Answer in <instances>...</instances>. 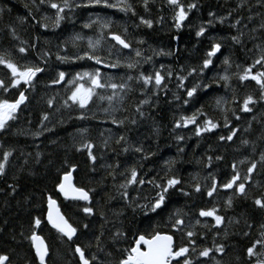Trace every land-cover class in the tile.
<instances>
[{
  "label": "trees",
  "instance_id": "obj_1",
  "mask_svg": "<svg viewBox=\"0 0 264 264\" xmlns=\"http://www.w3.org/2000/svg\"><path fill=\"white\" fill-rule=\"evenodd\" d=\"M36 2L39 3V0ZM76 2L83 3L86 0H76ZM110 2H115V0H110ZM131 2L136 5L137 16L99 6L78 8L71 13L66 10V19L61 22L58 28L50 26L48 29H44L31 18L29 10L31 9L36 20H41L45 13L53 16L54 9L45 5L37 12L32 7V0H0V7L11 9L10 12L5 11L3 18L0 19V29H4L2 36L4 45L10 46L12 43H17L11 41L5 27L11 24L17 28L20 38L28 41L29 44L35 42V38L39 37L36 49L30 51L28 55L29 61L45 67L40 63L36 53L41 51L52 53L46 71L40 74L34 89L25 93L29 99L25 105L21 106L18 118L10 122L8 131L0 133V142L5 146L4 149H0V152L8 148L15 149L10 158L7 175L0 177V254H8L11 264H23L21 257H32L34 250L25 237L30 234L31 223L37 216L41 218L42 224L36 231L45 238L49 246V263L66 264L70 260L71 264H78L76 262L78 258L73 253L74 244L68 242L66 238L62 242L58 238L56 230L52 229L45 219L48 195L58 199L69 222L79 229V240H76V243L83 247L86 243L91 242L93 244L91 252H97L95 237L100 234L101 226H103L104 235L101 240L106 251L111 252L112 255L106 257L104 253L99 252L97 255L101 260H110L112 264H117L121 259V249L132 246V238L137 230L142 231L149 223H159L162 230L167 231L168 229L163 225L169 214L176 208L188 212L194 220L198 218L199 208H211L214 205L219 207V214L225 216V224L220 226L221 235L216 237V242L223 243L226 250L223 256L216 254L214 259L221 260L222 264H245L246 248L259 237V226L264 224V210L253 204L254 197L264 195V170L259 166L256 173L253 174V180L250 181L248 198H234L232 208L227 210L224 203L227 196L232 194L230 190H221L215 198H208L206 195L195 193L192 185L195 183L203 185L204 178L210 172L214 173L218 180L229 178L230 165L234 161L238 162L245 157L258 160L260 151L264 150V142H257L256 153L253 154L251 144L243 145L241 140L255 141L259 136L261 124L256 121H253L251 132H244L243 129L248 126L247 122L252 119L253 115L264 120V117L260 116L261 113H264V104L257 106L253 113L242 115L239 122L232 119L229 113L232 124L241 129L233 141L219 140L221 135L225 137L229 135L228 129L223 126L211 133L197 136L194 125L175 128V124L180 121L181 116H190L201 107L209 117L221 120L222 114L216 109L214 98L227 95L230 100L231 94L225 89L223 82L213 83V79L224 74L226 66L223 64V60L225 57L230 58L232 66L228 70V74L232 77L231 84L236 88L240 101L242 102L243 97L249 93L258 95V86L255 82H244V86H241L235 74L242 73L243 69L251 65L253 60L258 57L259 50L255 45L264 46V29H260L261 23H264V0H182L185 5L195 3L197 7L189 12L188 18L179 29L175 26L174 9L168 6L166 0L150 2V11L148 12L144 11L141 0H131ZM26 4L29 6L28 8L25 7ZM241 4L243 7H240ZM210 13H214L215 16ZM97 16L110 18L113 21L112 31L122 32V28L127 27L132 38L144 41L141 45L134 43L133 46L139 47L144 55L152 56V61L142 67L145 74L153 72V66L155 70H160V65H164L162 74L168 69L172 70V77L170 79L166 77L165 80L167 94L161 91L158 97L153 96L151 86H148L147 95L151 98L152 105L144 106V111L150 113V116L145 119L136 116L133 109L135 103L145 98L140 94V89L143 86L136 81L131 82L133 91L129 93L123 106L128 111L125 112L121 109L115 113V116L117 119L136 118L138 120L136 125H131L127 121L124 126L113 125L111 118L94 105L90 106L91 110L87 113L90 117L88 120H78L76 117L80 115V110L76 106L70 109L61 107L63 98H66L64 89L59 85L50 86V81L56 77L58 71L74 72L92 67L91 63L87 61H79L75 64L61 63L56 60L55 54L59 51L60 55L73 56L77 52V47L71 43L67 45L64 43L74 33L95 37L98 27L94 25L93 28L87 29L83 25L88 23L90 18L95 19ZM139 16L153 20V26L148 28L140 24ZM160 17L163 19L161 20ZM220 17L225 18L223 23L219 22ZM18 18H27V22L21 24ZM237 20L241 21L239 25L236 24ZM209 21H212L211 25H209ZM42 22L52 24V21ZM137 25L139 26L137 27ZM201 26L206 27V32L204 36L198 37L196 33ZM253 29H257V31H253ZM238 32L244 33L240 44H236L230 39L231 36L238 35ZM213 37L217 39L213 41ZM250 37H255V39ZM219 38H223V40ZM213 42L222 43V54L219 53L213 57V65L204 70L203 75L188 77L184 81V87H178L177 76L186 75L191 68L199 70ZM78 47L82 52L86 44L78 42ZM104 47L106 48L107 44ZM153 52L157 54L153 55ZM123 55H128V51L125 50ZM16 58L20 63H24L19 56ZM237 65L240 67L237 68ZM181 68L184 71H181ZM258 70L264 71L259 66L253 69L254 72ZM111 72L113 75L125 74L124 69L111 70ZM8 74V71L0 66V77L7 79ZM132 74L136 75V72ZM197 83L212 84V87L198 89L196 97L190 100L188 105H183L186 89ZM106 94H110V92ZM17 96L16 90L6 94L0 92V98L14 100ZM52 96H55L56 100L54 105L49 108L46 101ZM176 96H179L180 100H176ZM107 106L106 103L102 105V107ZM44 113L49 114V121L45 124L51 131H46L37 138L33 134L39 129ZM93 113H95L94 118H92ZM237 114H239L238 105ZM61 120L63 123H60ZM81 128L89 129L87 138L98 145L94 149V154L97 155L94 172L91 170L93 165L86 152H77L73 146L74 143L78 144L82 139L77 134V129ZM119 135H126L134 145L142 144L145 152L154 153V155H150L148 160H141L140 154L120 153L122 145L115 143V139ZM109 136L112 137L110 147L107 149L99 147L101 142ZM178 136H183L184 140L178 141L176 139ZM113 148L116 149V153L112 152ZM178 149H183V151ZM38 152L41 154L39 158H37ZM208 156L213 157L211 167L206 166ZM216 156H222L223 160L217 161ZM117 160L121 164V167L116 169L117 173L123 171L125 167L135 165L142 174L147 173L146 180L154 177L157 183L162 184L167 178L174 175L182 183L177 186L176 190H170V197L164 209L158 210V213H148L145 216L135 204L129 206V200H136L139 196L137 203H147L145 198L154 197L156 189L148 184L136 185L134 186L135 190L133 188L128 190V199L122 198L114 185L124 183L125 177L117 174L114 180L109 174L111 170L105 167L108 164L114 165ZM169 160L175 161L171 171L166 164ZM65 161L68 165H77V171L73 173L78 187H84L86 190L95 189V192L91 193L90 205L85 201L66 200L59 195L57 184L62 179L64 171L67 170ZM248 166H250L248 162L243 165L237 164L241 175L245 173ZM197 174L199 179L194 180L193 177ZM257 181H259V186L256 184ZM10 185H16L15 193L12 192ZM180 187H183L184 191L190 192L191 195H182L179 191ZM109 196L113 199L110 200ZM87 206L93 207L94 215L83 212V208ZM101 212L104 214L103 216H101ZM230 218L232 223L229 224ZM200 219L202 223L206 220L210 225L214 224L212 218ZM246 221L253 225L249 236L244 235L249 231ZM83 224H88L89 228L82 229ZM225 228L228 232L226 239L224 238ZM117 229L127 233L128 239L117 240L113 243L112 236ZM198 231L205 232L207 235L206 240L198 241V243H201L202 246L212 247L213 236L217 229L208 230L198 227ZM21 232H23V236ZM214 259L202 258L207 261V264H214Z\"/></svg>",
  "mask_w": 264,
  "mask_h": 264
},
{
  "label": "snow or ice",
  "instance_id": "obj_2",
  "mask_svg": "<svg viewBox=\"0 0 264 264\" xmlns=\"http://www.w3.org/2000/svg\"><path fill=\"white\" fill-rule=\"evenodd\" d=\"M150 2H154V0H141L145 12L150 11ZM166 2L168 6L174 9L173 18L177 29H179L188 18L189 12L197 7L195 3L185 5L182 3V0H166ZM45 5L55 10L53 16H49L45 13L41 17V20H36L31 9L29 10L31 18L44 29H48L50 26L58 28L61 22L66 19V10L68 13H71L74 9L78 8H95L99 6L101 8L117 9L119 12L131 14L132 16L138 15L136 5L133 4L131 0H115V2H110V0H86V2L83 3H77L76 0H59V2H56V0H39V3H37L36 0H32V7L35 8L37 12ZM25 7L28 8L29 6L26 4ZM240 7H243V4H241ZM5 11L10 12L11 9L0 7V19L3 18ZM210 15L215 16L214 13H210ZM18 19L21 24L27 22V18ZM160 19L162 20L163 17H160ZM224 19V17H220L219 22L223 23ZM249 19H251V17H249ZM139 20L140 24L148 28L153 26V20L151 19L139 16ZM42 21H52V24L49 25V23ZM240 23V20L236 21L237 25ZM211 24L212 21H209V25ZM94 25L98 27V32L95 37H86L82 33H74L64 42L65 45L71 43L74 47H77V52L73 56L60 55L59 51L55 54L56 60L61 63L75 64L79 61H87L91 63L92 67L83 68L80 71L74 72L58 71L56 77L50 81V86L59 85L64 89L66 98H63L61 107L70 109L76 106L80 110V115L76 117L78 120H88L90 117L87 113L91 110L90 106L94 105L99 107L101 111L111 118V123L113 125L124 126L126 121L131 125H136L138 123L136 118L125 117L124 119H117L115 116V113L121 109L125 112L128 111V109L123 106L128 99L129 93L133 91L131 82L136 81L143 86L140 89V94L145 98L135 103L133 109L136 116L145 119L150 116V113L144 111V106L152 105V100L147 95L149 90L148 86H151L153 96L158 97L161 91L167 94L165 80L166 77L169 79L172 77V70L168 69L162 74V70L165 68L164 65H160V70H155L153 66V72L145 74L142 67L144 64H148L152 61V56L144 55L139 47L133 46L134 43L136 45L143 44L144 41L142 39L136 40L132 38L127 27H123L122 32L112 31L113 21L110 18L100 16H97L95 19L90 18L89 22L85 23L83 27L91 29ZM138 26L139 25H137V27ZM5 27L11 41L17 43L5 46L2 38L4 29H0V66H3L9 73L7 79L0 77V92L6 94L12 90H16L18 96L14 100L0 98V133L8 131L10 122L18 118L21 106L25 105L29 99L25 93L34 89L38 77L46 71L48 60L52 55V53L48 51L36 53L40 63L45 65V67L29 61L28 55L30 51L36 49L39 37L35 38V42L29 44L28 41L20 38L15 26L9 24ZM260 29H264V23H261ZM253 31H257V29H253ZM205 32L206 27L201 26L196 35L201 37L205 35ZM243 36V32H238V35L231 36L230 39L234 43L240 44ZM250 38L255 39V37ZM212 39L215 41L217 38L213 37ZM219 39L223 40V38ZM78 42H84L86 44L82 52L78 47ZM105 44H107L106 48L104 47ZM222 47V43L213 42L199 70L197 68H191L186 75L177 76V80L179 81L178 87L183 88L184 81L187 80L188 77L203 75L204 70L213 65V57H216L218 53L222 54ZM255 47L259 50L258 57L253 60L251 65L245 67L242 73H236L235 75L240 81L241 86H244V82H255L258 86V95L249 93L243 97L242 102L240 101L236 88L232 87V77L228 74V70L232 66L230 58L225 57L223 60V64L226 66L224 74L213 79V83L218 84L219 82H223L225 89L231 94L230 100L227 95L216 96L214 98L215 107L222 114V124L221 120H214L209 117L208 113L201 107L190 116H181L180 121L176 122L175 128L194 125L195 135L201 136L204 133H211L223 126V128L228 129L229 135L226 137L221 135L219 137L220 141H233L234 137H237L241 129L232 124L229 113L232 119L239 122L242 115L253 113L257 106L264 104V71H253L257 66L264 69V46L257 44ZM125 50L128 51V55H123ZM156 54L157 53L153 52V55ZM17 56H19L24 63H20L16 58ZM236 67L239 68L240 66L237 65ZM120 69L125 70L124 75H113L111 72V70L119 71ZM181 71H184V69L181 68ZM133 72H136V75H133ZM211 87L212 84L197 83L191 88L186 89V98L182 101L183 105H188L190 100L196 97L198 89H210ZM109 92L110 94H106ZM175 98L176 100H180L179 96ZM55 100V96L47 99L46 103L49 108L54 105ZM105 103L108 106L102 107ZM237 105L239 107V114H237ZM57 111H59V109H57ZM260 116L264 117V113H261ZM94 117L95 113H93L92 118ZM49 118L48 113L42 115L39 129L33 134L35 137L38 138L42 136L44 132L51 131L45 124V122L49 121ZM198 121L200 122L198 123ZM253 121L261 124L259 136H257L255 141L242 139L241 144H251L252 153L255 154L257 142H264V120L258 119L257 115H253L252 119L247 122L248 126L243 129L244 132H251L253 130ZM60 123H63V121L61 120ZM77 134L82 137V139L78 144L74 143L73 146L76 148L77 152H86L88 159L93 165L91 170L94 172V165L97 161V155L94 154V149H96L98 145L87 138L89 129H77ZM176 139L181 141L184 140V137L178 136ZM111 140V136L107 137L101 142L99 147L103 149L109 148ZM115 143L122 145L120 153L128 154L131 152L133 154H140L141 160H148L150 155H154V153L145 152L142 144L139 146L132 144L126 135H119L115 139ZM4 147V144L0 142V149H4ZM178 150L183 151V149ZM14 151L15 149L8 148L0 152V177H5L7 175L10 166V158ZM112 152L116 153V149L113 148ZM40 155L41 154L38 152L37 158H39ZM117 155H119V153H117ZM215 159L221 161L223 157L216 156ZM246 162H248L250 166H248L245 173L241 175L237 164L243 165ZM137 163H139V161H137ZM212 163L213 157L208 156L206 166L211 167ZM65 164L67 165V170L64 171L62 179L57 184L59 193H62L65 199L85 201L90 205L92 201L91 193H94L95 189L86 190L84 187H78L73 184L72 174L77 171V165H68L67 161H65ZM166 164L168 165L169 171H171L175 161L169 160ZM258 166L264 170V150L260 151L258 160L245 157L238 162H232L230 165L231 174L227 179L218 180L216 175L210 172L208 176L204 178L205 183L203 185L201 183L192 185L193 191L197 194L206 195L208 198H215V196L219 195L221 190H230L232 194L227 196L224 203L225 209H230L233 206L234 198H248L250 181L253 180V174L256 173ZM105 167L111 170L109 174L114 180L117 174L125 177L124 183L114 185L118 194L124 199H128V190L130 188L135 190L134 186L136 185L144 186L148 184L156 189V195L154 197L151 199L145 198L147 203H137L139 196H137L136 200H129V206L135 204L137 208L143 211L145 216H147L148 213H158V210L164 209L170 197V190H176L177 186L182 183L181 180L174 175L167 178L162 184L157 183L154 177L146 180L145 177L147 173L142 174L135 165L125 167L123 171L117 173L116 169L121 167L119 160H117L114 165L108 164L105 165ZM193 179L198 180V174L194 176ZM256 184L259 186V181H257ZM9 187L12 192L15 193L16 185H10ZM179 191L184 196L191 195L190 192L184 191L183 187H180ZM109 199L111 200L113 197L109 196ZM253 204L259 209L264 210V195L254 197ZM83 212L89 215L95 214L91 206L84 207ZM219 213L220 209L215 205L211 208H199L197 212L198 218L193 220L188 212L183 211L181 208H176L169 214L166 223L163 225L164 228L168 229L167 231L162 230L159 223H149L142 231L137 230L132 238V246L120 250L122 252V257L117 264H207V261L202 260V258L214 259L216 254L223 256L226 250L223 243L216 242V237L221 235L219 228L221 225L225 224V216ZM100 214L101 216L104 215L102 212ZM200 218H212L214 224L210 225L206 220L202 223ZM46 221L56 230L58 238L62 242L64 238H66L68 242L74 244L73 253L78 254L79 264H112L110 260H101L97 255V252L104 253L106 257H111L112 255L111 252L106 251L103 241L101 240V237L104 235L103 226H101L100 234L95 237L97 252H91L90 250L93 247L91 242L86 243L83 247L81 244L76 243V240H79V229L69 222V219L61 212L57 201L53 199L51 195L47 196ZM228 223H232L231 218ZM245 223L249 231L245 232L244 235L249 236L253 225L247 223V221ZM41 224L42 220L39 216L33 218L30 226V234L25 237V239H27L30 242V246L34 248V253L31 258L27 256L21 257L23 264H34V262L35 264H49V246L45 242L44 237L38 235L36 232V229H39ZM198 227L208 230L212 228L217 229L213 236L212 247L202 246L201 243H198V241L207 239L206 233L198 231ZM88 228V224L82 225V229L87 230ZM21 235H24L23 232H21ZM227 236L228 232L225 228L224 238L226 239ZM121 239L127 240V233L117 229L112 236V241L115 243L117 240ZM237 259H239V257H237ZM0 264H11L10 256L8 254H0ZM214 264H222V262L219 259H214ZM245 264H264V224L259 226V237L251 243V246L246 248Z\"/></svg>",
  "mask_w": 264,
  "mask_h": 264
},
{
  "label": "water",
  "instance_id": "obj_3",
  "mask_svg": "<svg viewBox=\"0 0 264 264\" xmlns=\"http://www.w3.org/2000/svg\"><path fill=\"white\" fill-rule=\"evenodd\" d=\"M219 54V53H218ZM217 54V55H218ZM73 175V174H72ZM72 183L73 184H75V181H74V175H73V181H72ZM76 185V184H75ZM58 192H59V190H58ZM61 195H62V197H63V194L62 193H60ZM53 198V197H52ZM64 198V197H63ZM53 199H55V198H53ZM65 199V198H64ZM56 201H57V203H58V205H59V207H60V204H59V201L57 200V199H55ZM66 200H69V199H66ZM60 210H61V207H60ZM61 212H62V210H61ZM63 213V212H62ZM64 214V213H63ZM65 215V214H64ZM46 216H47V211H46ZM49 226L51 227V225L49 224ZM52 228V227H51ZM37 232V234L38 235H41V234H39L38 233V231H36ZM42 236V235H41ZM75 239V238H74ZM44 240H45V238H44ZM45 242H46V240H45ZM47 243V242H46ZM33 250H34V248H33ZM78 255V254H77Z\"/></svg>",
  "mask_w": 264,
  "mask_h": 264
},
{
  "label": "bare ground",
  "instance_id": "obj_4",
  "mask_svg": "<svg viewBox=\"0 0 264 264\" xmlns=\"http://www.w3.org/2000/svg\"><path fill=\"white\" fill-rule=\"evenodd\" d=\"M248 4V3H247ZM250 13V12H249ZM73 175H74V173H73ZM74 181H75V177H74ZM76 184V183H75ZM77 186V185H76ZM57 191H58V188H57ZM59 193V192H58ZM59 195L62 197V195L59 193ZM53 198H55V197H53ZM63 198V197H62ZM55 199H57V198H55ZM64 199V198H63ZM58 200V199H57ZM61 207V206H60ZM62 210V209H61ZM47 211V210H46ZM63 212V211H62ZM45 219H46V216H45ZM24 253V252H23ZM49 254H50V252H49ZM75 256H77V258H78V255L77 254H75ZM78 260V259H77ZM79 262V261H78ZM79 264V263H78Z\"/></svg>",
  "mask_w": 264,
  "mask_h": 264
},
{
  "label": "flooded vegetation",
  "instance_id": "obj_5",
  "mask_svg": "<svg viewBox=\"0 0 264 264\" xmlns=\"http://www.w3.org/2000/svg\"><path fill=\"white\" fill-rule=\"evenodd\" d=\"M49 255H50V254H49ZM78 261H79V260H78ZM78 261L76 260L77 263H79ZM73 262H75V261H73ZM71 263H72V261L69 260V262L66 263V264H71ZM49 264H50V263H49Z\"/></svg>",
  "mask_w": 264,
  "mask_h": 264
}]
</instances>
